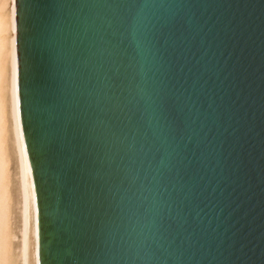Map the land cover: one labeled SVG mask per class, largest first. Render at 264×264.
Segmentation results:
<instances>
[{"label":"water","instance_id":"obj_1","mask_svg":"<svg viewBox=\"0 0 264 264\" xmlns=\"http://www.w3.org/2000/svg\"><path fill=\"white\" fill-rule=\"evenodd\" d=\"M40 264H264V0H16Z\"/></svg>","mask_w":264,"mask_h":264},{"label":"bare ground","instance_id":"obj_2","mask_svg":"<svg viewBox=\"0 0 264 264\" xmlns=\"http://www.w3.org/2000/svg\"><path fill=\"white\" fill-rule=\"evenodd\" d=\"M8 49V104L11 130L18 161L19 182L22 194V228L18 262L19 264H40L38 205L31 164L23 135L20 117L18 91V53L16 27V0H7ZM1 34V31H0ZM0 44V58L2 55ZM2 111L0 96V264L10 262L11 235L9 206L2 142Z\"/></svg>","mask_w":264,"mask_h":264},{"label":"rangeland","instance_id":"obj_3","mask_svg":"<svg viewBox=\"0 0 264 264\" xmlns=\"http://www.w3.org/2000/svg\"><path fill=\"white\" fill-rule=\"evenodd\" d=\"M7 0H0V96L2 111V142L7 184V199L9 206V223L11 235L10 262L19 264L18 256L22 228V194L19 182L18 161L15 151L14 138L11 130L8 104V49H7Z\"/></svg>","mask_w":264,"mask_h":264}]
</instances>
